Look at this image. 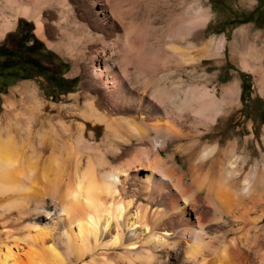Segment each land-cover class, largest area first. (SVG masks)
Here are the masks:
<instances>
[{"label":"bare ground","instance_id":"bare-ground-1","mask_svg":"<svg viewBox=\"0 0 264 264\" xmlns=\"http://www.w3.org/2000/svg\"><path fill=\"white\" fill-rule=\"evenodd\" d=\"M16 1L15 15L30 17L49 0ZM5 9L15 8L0 4L1 14ZM112 11L115 15L114 6ZM121 14L126 16L127 8ZM41 24L36 20L39 34ZM4 27L0 23V37ZM96 71L102 69L97 67ZM139 72L142 74V70ZM130 80L135 85L139 77ZM147 82L143 80L140 88L133 90L144 89ZM186 83L171 92H165L164 87L152 89L159 96L167 93L177 103L181 111L177 128H172L169 121L171 128L169 123L167 129L159 127V122L156 125L158 115L156 122L152 120L154 124L140 116L105 118L95 105L77 112L89 119L85 122L65 120L67 113L54 116L40 108L20 109V121L11 116L16 112L8 105L0 119V264L83 262L91 250L90 236L93 246L99 243V225L103 223L106 228L111 218L117 222L139 198L128 181L131 177L126 167L113 166L109 161L120 145L133 139L146 147L145 158L134 159L150 168L145 180L150 181L147 185L151 189L144 196L146 202L137 205L140 214L137 211L135 221L130 223L126 218L124 224L130 227L137 219L148 230L150 244L147 241V245L140 244L132 251L127 246L136 242L122 241L117 232L108 249L123 248L126 255L143 256L147 258L144 264H159L158 250L165 258L173 251L175 264H224L229 255L235 259L234 264L237 260L238 264H256L263 249L258 248L261 243L256 234L252 242L248 234L261 219L252 212L257 213L259 207L264 210V125L249 120L242 128L226 132L224 119L237 109L232 95L234 84L220 88L225 101L221 103L213 93L188 92ZM132 92L130 99L136 96ZM214 138L213 143H207ZM177 149L182 153L180 171L170 159ZM164 152L167 159L159 157ZM163 184L168 185V194L155 195ZM160 203L162 206H158ZM234 222L245 229L244 236L227 238L226 233L236 229ZM13 228L21 235H14ZM261 240L264 243V234ZM230 258L227 263L231 264Z\"/></svg>","mask_w":264,"mask_h":264},{"label":"rangeland","instance_id":"rangeland-1","mask_svg":"<svg viewBox=\"0 0 264 264\" xmlns=\"http://www.w3.org/2000/svg\"><path fill=\"white\" fill-rule=\"evenodd\" d=\"M121 2L65 0L62 3L49 0L41 5L38 12L23 17L15 15L18 4L16 0H0L1 6L5 4L6 7L15 8L14 11L5 9V13H0V20L3 17L0 23L6 26L0 37V45L15 49L19 55L14 60L0 57V119L8 107L16 112L11 116L20 121L23 120L20 109L40 108L54 116L58 112L67 113L63 118L65 120L85 122L89 119L78 116L77 112L95 105L105 118L121 117L123 120L145 117L148 122L151 121L149 123L154 124V118L159 116L156 125L159 122L161 126H158L163 129L171 128L172 124V128H177L176 119L181 112L177 103L167 93L159 96L152 92L154 86L161 89L164 87L165 92H171L187 82L188 92L197 90L203 95L213 93L214 98L225 103L220 88L233 83L235 91L232 95L237 109L225 117L224 130L228 132L242 128L249 120L264 125V0ZM125 8L126 16L121 14ZM189 17L192 21L188 20ZM36 20L42 23V34L35 30ZM35 39L42 44L33 45ZM31 45L33 50H28L27 47ZM100 55H103L102 58ZM29 57H34L38 63L35 65ZM97 67L102 71H96ZM51 70L56 71L57 76H52ZM138 70H142L144 76L138 75L141 73ZM136 75L139 82L134 85L130 79ZM143 80L148 81L144 89L134 91L133 87L140 88ZM130 92L136 95L132 99ZM101 136H98V141ZM214 141L215 138L207 143ZM174 147L175 144L169 146L170 149ZM145 149L144 144L133 139L120 145L119 150L110 156L109 161L113 166L126 167L131 177L128 181L140 196L137 203L126 208L117 222L111 218L106 228H103V223L99 225V243L97 247L93 246V237L90 236L91 250L87 252L84 264H144L147 260L143 256L126 255L123 248L115 251L108 249L117 232L122 241L136 242L127 246L132 251L147 245L149 232L144 230L137 219L130 227L124 224L126 218L130 223L135 221L137 211L140 214L137 205L146 202L144 196L151 189L147 185L150 181L145 180L150 168L139 165L134 159H144ZM181 156L182 153L177 149L170 157L179 171ZM159 157L167 159L166 152ZM167 187V184H163L155 195L165 193L166 196L169 192ZM158 206H162V203ZM152 208H156V205ZM261 210L259 207L257 213L251 214L261 219H258V226L250 229L248 237L252 242L256 234L261 243L258 248L261 246L260 249L264 250L261 240L264 234V210ZM233 224L236 229L227 232V238L244 236L242 225L238 222ZM236 226H240L239 229ZM11 231L14 235H21L20 230L15 228ZM263 250H259L260 257L256 264L264 261ZM157 252L156 260H160L159 264H175L173 251H170L167 258L163 252ZM70 256L74 261V255ZM227 257L224 264L230 261V255ZM230 259L231 264H234L232 262L235 259L232 256ZM236 262L240 263L238 260Z\"/></svg>","mask_w":264,"mask_h":264},{"label":"trees","instance_id":"trees-1","mask_svg":"<svg viewBox=\"0 0 264 264\" xmlns=\"http://www.w3.org/2000/svg\"><path fill=\"white\" fill-rule=\"evenodd\" d=\"M38 43L39 44H42L38 39H35L33 45L34 44H38ZM33 45L27 47V48H29L28 50H33L32 49L33 48L32 47ZM0 57H5L8 60H14L15 58L19 57V55L17 54V51L15 49H9V48H6V47H2L0 45ZM29 60H33V62H34L35 65L38 63V60L35 59L34 57H29ZM51 75L52 76H57L56 71L51 70Z\"/></svg>","mask_w":264,"mask_h":264}]
</instances>
